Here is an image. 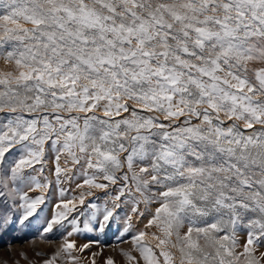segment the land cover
<instances>
[{
    "label": "snow or ice",
    "instance_id": "obj_1",
    "mask_svg": "<svg viewBox=\"0 0 264 264\" xmlns=\"http://www.w3.org/2000/svg\"><path fill=\"white\" fill-rule=\"evenodd\" d=\"M0 62V202L19 223L53 183L32 174L47 145L57 185L83 177L79 204L112 207L90 201L81 229L61 201L43 233H103L131 200L157 231L127 264H264V0H0ZM89 247L65 238L42 264Z\"/></svg>",
    "mask_w": 264,
    "mask_h": 264
},
{
    "label": "rangeland",
    "instance_id": "obj_2",
    "mask_svg": "<svg viewBox=\"0 0 264 264\" xmlns=\"http://www.w3.org/2000/svg\"><path fill=\"white\" fill-rule=\"evenodd\" d=\"M3 68V62H0V69ZM13 152H15V149ZM18 156L19 153H16L14 156H8V159H17ZM46 158H48V163L43 174H40L38 171L32 172L31 169L27 170L28 172H32L33 175H36L41 183L45 182L44 177H47L53 182L51 187L44 190V203L37 207L33 216L29 217L28 220L21 224L18 218L22 216V212L11 209L9 205L0 202V214L7 213L9 219L15 222L9 224L6 228H0V264H42L43 260L50 258L60 245L64 243L65 238L75 241L77 248L84 244H90V247L85 249L82 253L79 251L73 252V255L80 258V264H91L93 259L92 254L97 252H102V254L95 257L96 264H105L108 257H113L116 264H127L120 250L123 249L128 251L132 249L133 236L144 231L149 233L145 238L146 241L155 243L151 241L150 234L157 230L155 228H146L148 220L151 218L150 214L146 213L144 217L134 215L132 213L134 205L131 200L121 204V207L114 213L115 218L110 219L103 233L98 231H81L80 233L73 234L71 237H67V232L71 230L70 225L62 230L59 229V226H54L51 233H43V228L47 226V222L53 218L55 212L63 210L61 201L66 203L74 197L77 198L75 201V210L69 213L68 219L70 220L73 217L78 218L79 227L81 229L84 228L85 220H91V214L96 211L95 208L88 207L90 201L97 205L100 212H103L105 206L109 208L112 207V196H106L104 190H93L95 195L86 197L85 204L80 205L78 196L81 190L78 189L76 185L82 182L83 177L78 176L73 180L63 179V182L57 185L55 183V176L52 173V169L54 168V153L47 150V145ZM63 163L64 158L61 157L62 166ZM35 167L38 170L40 165H36ZM119 183L120 182H118V184ZM116 187L117 186H113L108 189V192L114 194ZM61 188L64 189L63 196H61ZM23 190L28 192L29 197L33 199L42 194L41 189H36L34 186L32 190H29L27 187ZM123 199L124 198H122V200ZM0 201H2V198H0ZM57 204L61 205L60 209L56 208ZM69 207L71 208L72 204H69ZM139 207L143 211L144 205L140 204ZM154 207L155 205L152 206L153 210ZM82 212L84 215H81ZM129 217H131V227L121 238V233H124L125 228L128 227ZM98 218L102 219V217ZM64 223L67 225V221H64ZM92 224L94 225L95 222L92 221ZM240 239L241 242H243L245 235L241 234ZM37 252H41L44 255L37 256ZM20 253H26L28 259L22 258ZM56 264H67V262L66 260H57Z\"/></svg>",
    "mask_w": 264,
    "mask_h": 264
}]
</instances>
